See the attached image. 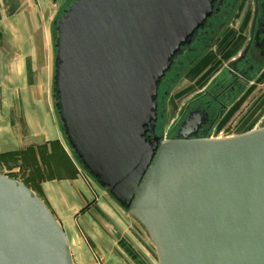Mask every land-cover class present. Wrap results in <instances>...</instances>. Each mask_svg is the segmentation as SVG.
Listing matches in <instances>:
<instances>
[{
  "label": "water",
  "instance_id": "95a60500",
  "mask_svg": "<svg viewBox=\"0 0 264 264\" xmlns=\"http://www.w3.org/2000/svg\"><path fill=\"white\" fill-rule=\"evenodd\" d=\"M213 14L214 0H74L53 24L61 132L157 264H264V115L227 138L198 136L203 116L159 131L161 87ZM0 264H73L48 206L1 167Z\"/></svg>",
  "mask_w": 264,
  "mask_h": 264
},
{
  "label": "rangeland",
  "instance_id": "374dc122",
  "mask_svg": "<svg viewBox=\"0 0 264 264\" xmlns=\"http://www.w3.org/2000/svg\"><path fill=\"white\" fill-rule=\"evenodd\" d=\"M50 1L49 10L45 15L30 12L26 15L17 13L15 16V10L20 6L19 0L0 1V103L4 111H9L12 106V117L18 116L16 110L27 108L31 111L30 118H36L34 111L40 110L41 106L34 103L32 97L22 101L20 94L23 88L31 87L33 94L39 97L44 93L47 95L42 105L58 123L52 98L53 24L64 0ZM249 9L248 0H242L229 25L216 33L214 41L209 40L206 45H199L189 56V60H185L179 74L175 76L174 73L173 80L169 78L170 81L163 88L165 91L160 102L163 111V125L160 124V128H169L193 94L206 88L226 61L238 52L247 37ZM26 19L34 23H25ZM263 115L264 73L243 98L230 106L216 130V135L224 137L242 134L254 128ZM22 117L19 124L23 128L26 120ZM28 160L29 157L22 161L18 154L0 153L2 173L32 188L29 179L33 172L28 169ZM89 180L96 190L104 193L95 182ZM148 246L151 254L157 259L152 245Z\"/></svg>",
  "mask_w": 264,
  "mask_h": 264
},
{
  "label": "crops",
  "instance_id": "0c3cea01",
  "mask_svg": "<svg viewBox=\"0 0 264 264\" xmlns=\"http://www.w3.org/2000/svg\"><path fill=\"white\" fill-rule=\"evenodd\" d=\"M19 2L13 16L45 15L51 3ZM30 88H23L20 94L22 101L32 97L41 106L34 111L36 118H30L27 108L16 110L18 116L12 117V106L4 111L0 103V153L18 154L22 161L29 157L32 188L27 186L44 201L66 233L73 264H157L140 227L105 191L95 189L76 162L59 123L42 105L47 95L39 97ZM22 116L26 120L23 128L19 124Z\"/></svg>",
  "mask_w": 264,
  "mask_h": 264
},
{
  "label": "flooded vegetation",
  "instance_id": "af4514ba",
  "mask_svg": "<svg viewBox=\"0 0 264 264\" xmlns=\"http://www.w3.org/2000/svg\"><path fill=\"white\" fill-rule=\"evenodd\" d=\"M74 0H64L60 16ZM242 0H214V14L187 50L176 62L172 72L161 87V99L166 83L182 70L185 60L199 45L214 41L217 32L227 27L236 15ZM249 15L246 39L237 53L231 56L224 66L212 77L209 85L199 91L184 104L169 128H160L162 134L174 136L180 125L189 117L203 116L198 136L227 138L235 135L217 136L216 130L230 109V106L243 98L264 73V0H248ZM67 6V7H66ZM189 60V59H188ZM170 78V79H169ZM173 80V79H172ZM160 99V102H161ZM163 125V124H162Z\"/></svg>",
  "mask_w": 264,
  "mask_h": 264
},
{
  "label": "bare ground",
  "instance_id": "6f19581e",
  "mask_svg": "<svg viewBox=\"0 0 264 264\" xmlns=\"http://www.w3.org/2000/svg\"><path fill=\"white\" fill-rule=\"evenodd\" d=\"M41 82H42V79H41ZM40 94V93H39Z\"/></svg>",
  "mask_w": 264,
  "mask_h": 264
},
{
  "label": "trees",
  "instance_id": "16d2710c",
  "mask_svg": "<svg viewBox=\"0 0 264 264\" xmlns=\"http://www.w3.org/2000/svg\"><path fill=\"white\" fill-rule=\"evenodd\" d=\"M26 185V184H25ZM27 186V185H26Z\"/></svg>",
  "mask_w": 264,
  "mask_h": 264
}]
</instances>
